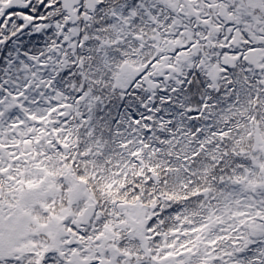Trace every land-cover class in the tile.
Returning a JSON list of instances; mask_svg holds the SVG:
<instances>
[{
  "label": "snow or ice",
  "instance_id": "6c2138e0",
  "mask_svg": "<svg viewBox=\"0 0 264 264\" xmlns=\"http://www.w3.org/2000/svg\"><path fill=\"white\" fill-rule=\"evenodd\" d=\"M0 264H264V0H0Z\"/></svg>",
  "mask_w": 264,
  "mask_h": 264
}]
</instances>
